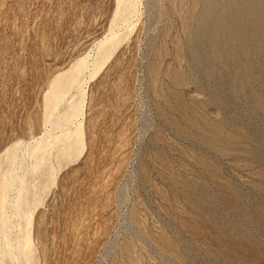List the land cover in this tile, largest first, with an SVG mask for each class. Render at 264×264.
I'll list each match as a JSON object with an SVG mask.
<instances>
[{
    "label": "rangeland",
    "instance_id": "374dc122",
    "mask_svg": "<svg viewBox=\"0 0 264 264\" xmlns=\"http://www.w3.org/2000/svg\"><path fill=\"white\" fill-rule=\"evenodd\" d=\"M0 264H264V0H0Z\"/></svg>",
    "mask_w": 264,
    "mask_h": 264
},
{
    "label": "bare ground",
    "instance_id": "6f19581e",
    "mask_svg": "<svg viewBox=\"0 0 264 264\" xmlns=\"http://www.w3.org/2000/svg\"><path fill=\"white\" fill-rule=\"evenodd\" d=\"M55 94L53 93L51 96H54Z\"/></svg>",
    "mask_w": 264,
    "mask_h": 264
}]
</instances>
